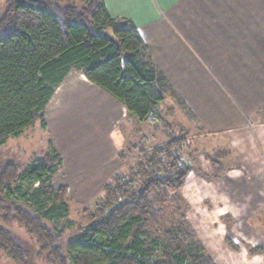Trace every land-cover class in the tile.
I'll list each match as a JSON object with an SVG mask.
<instances>
[{"label": "crops", "instance_id": "crops-1", "mask_svg": "<svg viewBox=\"0 0 264 264\" xmlns=\"http://www.w3.org/2000/svg\"><path fill=\"white\" fill-rule=\"evenodd\" d=\"M102 1L112 18L139 30L178 99L167 95L159 116L142 123L70 72L41 126L48 153L63 160L53 186L67 188L69 206L92 204L145 136H156L155 147L184 139L191 160L178 192L184 220L195 221L215 264H264V252L253 253L264 250V0Z\"/></svg>", "mask_w": 264, "mask_h": 264}, {"label": "trees", "instance_id": "trees-1", "mask_svg": "<svg viewBox=\"0 0 264 264\" xmlns=\"http://www.w3.org/2000/svg\"><path fill=\"white\" fill-rule=\"evenodd\" d=\"M7 5L0 18V158L10 138L37 122L46 128V108L72 71L142 123L159 116L167 95L178 99L139 30L128 19L112 18L102 0H8ZM184 142L142 150L130 176L118 174L104 186L89 223L78 227L66 246L65 232L48 226L70 215L67 188L53 186L61 155L52 150L23 171L16 164L0 165L1 249L17 264H30L29 248L9 229L16 223L35 239L37 256L46 264H70L66 253L74 264H215L190 230L170 228L154 236L150 229L162 210L157 200L178 193L191 170L178 157ZM227 243L237 249L230 239Z\"/></svg>", "mask_w": 264, "mask_h": 264}, {"label": "rangeland", "instance_id": "rangeland-1", "mask_svg": "<svg viewBox=\"0 0 264 264\" xmlns=\"http://www.w3.org/2000/svg\"><path fill=\"white\" fill-rule=\"evenodd\" d=\"M8 0H0V18L4 14L7 9ZM92 104H90V107ZM162 107V106H161ZM164 109V106H163ZM86 120L85 118H82ZM87 121V120H86ZM167 128V127H166ZM165 128V129H166ZM80 134L71 133V137L74 138L79 136ZM155 140L150 144L151 149H147L143 145L137 147L134 151H126V157L124 159L126 170L120 172L119 175L123 176H130L129 170L131 167H136L138 163H140L143 159L142 150L145 149V153H151L155 147L156 136ZM146 137V136H145ZM148 137V136H147ZM46 136L42 132V128L39 122L32 126L30 130L26 132V134L22 138H11V141L6 145L5 148H2L1 151L2 156L0 158V165L1 167L7 164H19L21 170L25 169L29 164H31L34 160H37L41 156L48 153L47 141ZM188 145V143H187ZM186 146V145H185ZM182 148V153L178 154L180 161L182 162H189V155L187 154L188 149L184 150ZM189 146V145H188ZM28 191L32 188H26ZM172 196L167 198H160L157 200V205L162 209L158 215L157 221L153 223L150 227L152 234L154 236H160L165 230L170 228H179L182 227L184 229L190 230L194 233V226L195 221L189 222L184 220L183 216L187 210L186 204L182 201L178 193L171 192ZM68 196V194H67ZM68 201V200H67ZM72 201V200H71ZM12 202L28 211L32 214H35V210L20 201L19 199H12ZM101 203V199L98 198L94 201V203L89 205H78L72 201L70 206V215L66 220H60L54 223H48L50 228H54L60 231L65 232L64 244L67 245L71 241L75 239L77 236L75 230L80 226H85L89 223L90 215L95 211L96 206ZM70 222V223H68ZM10 231L18 238L19 242L25 247L29 248L30 250V264H46L40 257L37 256L39 251L38 245L36 244L35 239L31 238L27 235L26 231L21 228L18 224L14 223L9 227ZM197 241L199 244L202 241L199 237L196 236L194 233ZM231 240V239H230ZM227 241V240H226ZM258 239H254V242H257ZM234 244L235 242L232 241ZM209 244V242H208ZM243 244L247 245L248 243L245 241ZM202 245V244H201ZM236 245V244H235ZM207 252V251H206ZM208 254V253H207ZM66 257L69 260L70 264H74L72 260L69 258L68 254L66 253ZM0 264H17L9 255L8 252H4L0 247Z\"/></svg>", "mask_w": 264, "mask_h": 264}, {"label": "built area", "instance_id": "built-area-1", "mask_svg": "<svg viewBox=\"0 0 264 264\" xmlns=\"http://www.w3.org/2000/svg\"><path fill=\"white\" fill-rule=\"evenodd\" d=\"M155 140V138L153 137V136H150V137H144L143 138V144H144V146L146 147V150L148 149H151V148H149L150 147V144L153 142ZM184 145V144H183ZM185 146V145H184ZM147 150V151H148ZM182 153V150H180L179 152H178V154H181Z\"/></svg>", "mask_w": 264, "mask_h": 264}, {"label": "water", "instance_id": "water-1", "mask_svg": "<svg viewBox=\"0 0 264 264\" xmlns=\"http://www.w3.org/2000/svg\"><path fill=\"white\" fill-rule=\"evenodd\" d=\"M107 37L110 38V39H112V37L110 35H107ZM187 166L190 167L191 166V163H188Z\"/></svg>", "mask_w": 264, "mask_h": 264}]
</instances>
